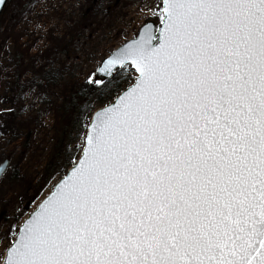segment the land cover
<instances>
[{
	"label": "snow or ice",
	"instance_id": "snow-or-ice-1",
	"mask_svg": "<svg viewBox=\"0 0 264 264\" xmlns=\"http://www.w3.org/2000/svg\"><path fill=\"white\" fill-rule=\"evenodd\" d=\"M161 18L90 75L138 73L4 264H264V0H163Z\"/></svg>",
	"mask_w": 264,
	"mask_h": 264
},
{
	"label": "rangeland",
	"instance_id": "rangeland-1",
	"mask_svg": "<svg viewBox=\"0 0 264 264\" xmlns=\"http://www.w3.org/2000/svg\"><path fill=\"white\" fill-rule=\"evenodd\" d=\"M147 20L162 21L161 0H8L0 16V163L8 160L0 177V264L23 219L68 170L54 176L14 223L49 159L58 123L55 108L70 85L88 80L101 60L134 38ZM124 77L130 86L135 74ZM90 116L71 146L81 149Z\"/></svg>",
	"mask_w": 264,
	"mask_h": 264
},
{
	"label": "trees",
	"instance_id": "trees-1",
	"mask_svg": "<svg viewBox=\"0 0 264 264\" xmlns=\"http://www.w3.org/2000/svg\"><path fill=\"white\" fill-rule=\"evenodd\" d=\"M117 81H120L118 89L116 82L111 80L103 84L94 85L89 82V79L81 83H73L68 87L60 104L55 108L58 123L49 159L44 166L37 186L25 198L24 206L14 223L19 222L28 213L31 206L41 196L43 190L53 177L56 175H60L61 177L65 169H68L73 164L77 154H79L80 148L78 149L76 145L71 146L73 141L72 136L76 132L78 135L84 132L86 119L93 113L95 105L103 107L114 99L123 87L128 86V79L124 76L117 77ZM20 94V89H18V102ZM12 170V175L16 176L15 169L12 168Z\"/></svg>",
	"mask_w": 264,
	"mask_h": 264
},
{
	"label": "water",
	"instance_id": "water-1",
	"mask_svg": "<svg viewBox=\"0 0 264 264\" xmlns=\"http://www.w3.org/2000/svg\"><path fill=\"white\" fill-rule=\"evenodd\" d=\"M7 2H8V0H3V3H0V16H1L2 11H3V9L5 8ZM162 8H163V0H161V9H162ZM149 22L154 26V28H155V30L157 31V33H158V32L162 29V27H163V21H161V23L158 24V25H157L155 22L151 21V20H147L145 23H149ZM145 23H144V24H145ZM144 24H143V25H144ZM143 25L139 27L136 36H135L134 38H132V39H129V40L126 41L124 44H126V43H128V42H130V41H132V40L138 39L139 36H140L141 29H142ZM124 44H122V45H124ZM122 45H121V46H122ZM119 47H120V46H119ZM105 58H106V57H105ZM105 58H104V59H105ZM99 64H100V63H99ZM98 66H99V65H98ZM133 71H134V70H133ZM93 72H94V71H93ZM93 72H92V73H93ZM134 74H135V78H134L132 84L135 83L136 76H138V73H135V72H134ZM109 80H110V79H105V82H106V81H109ZM89 82H90L91 84H94V83H92L90 80H89ZM94 85H95V84H94ZM130 86H132V85H130ZM130 86H129V87H130ZM129 87H127V88H129ZM127 88H125L123 91H121V93H120L118 96L122 95L123 92H124ZM118 96H117V97H118ZM117 97H116L112 102H110L108 105H105V106H103V107H101V108H99V109H96V110L92 113V115H91V117H90V119H89L88 125H87V127H86V130H85V134H84V138H83V145H82V147H81V151H80L79 156H78L76 162L74 163V165L77 164L78 161H79V160L82 158V156H83V151H84V148H85V146H86V137H87L88 133H89L90 130H91V124H92L93 121H94V118H95V116H96V113L99 112L102 108L107 107V106H109L111 103L115 102V101L117 100ZM7 161H8V160H7ZM74 165H72V166L66 171L65 175H64L63 177H61V178H60V179H59V180L53 185V187H52V189L50 190V192H49V193H48V194H47V195H46V196H45V197H44V198L38 203V205L35 207V209H34L32 212H30V213H29V214L23 219L21 225H20L19 228H18V231H17V233H16V235H15V239H14L13 242H15V240L18 238V233H19V231H20L22 225L25 223V221H27V220L29 219V217H30L33 213H35V212L38 210L39 206H40V205H41V204H42V203H43V202H44V201H45V200L51 195V193L54 191L56 185H57L59 182H61L64 178L67 177V175L69 174V172L71 171V169H72V167H73ZM7 166H8V164H7ZM7 166H6V170H7ZM6 170H4L2 174H0V177L4 174V172H5ZM13 242H12V243H13ZM5 252H6V251H5ZM2 264H4V258H3V260H2Z\"/></svg>",
	"mask_w": 264,
	"mask_h": 264
}]
</instances>
